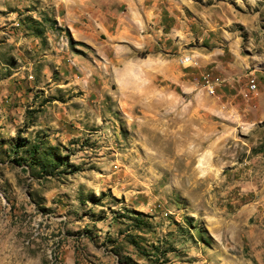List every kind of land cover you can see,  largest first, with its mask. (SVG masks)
<instances>
[{
    "label": "rangeland",
    "instance_id": "rangeland-1",
    "mask_svg": "<svg viewBox=\"0 0 264 264\" xmlns=\"http://www.w3.org/2000/svg\"><path fill=\"white\" fill-rule=\"evenodd\" d=\"M0 264H264V0H0Z\"/></svg>",
    "mask_w": 264,
    "mask_h": 264
},
{
    "label": "built area",
    "instance_id": "built-area-1",
    "mask_svg": "<svg viewBox=\"0 0 264 264\" xmlns=\"http://www.w3.org/2000/svg\"><path fill=\"white\" fill-rule=\"evenodd\" d=\"M184 63V62H182ZM202 80H203V85L205 87V89L209 92V93H214V86H215V82L217 81V78L212 76L211 74L207 73L204 76H202ZM256 87V84L254 82H250L249 83V89L248 90H253Z\"/></svg>",
    "mask_w": 264,
    "mask_h": 264
},
{
    "label": "bare ground",
    "instance_id": "bare-ground-1",
    "mask_svg": "<svg viewBox=\"0 0 264 264\" xmlns=\"http://www.w3.org/2000/svg\"><path fill=\"white\" fill-rule=\"evenodd\" d=\"M211 158H203L199 160V168H201L202 174L205 175L206 171H208L207 169L210 168L211 162H210Z\"/></svg>",
    "mask_w": 264,
    "mask_h": 264
}]
</instances>
